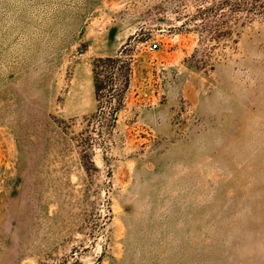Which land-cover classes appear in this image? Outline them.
I'll return each instance as SVG.
<instances>
[{"label":"rangeland","instance_id":"obj_1","mask_svg":"<svg viewBox=\"0 0 264 264\" xmlns=\"http://www.w3.org/2000/svg\"><path fill=\"white\" fill-rule=\"evenodd\" d=\"M199 5L0 0V264H264V14Z\"/></svg>","mask_w":264,"mask_h":264},{"label":"trees","instance_id":"obj_2","mask_svg":"<svg viewBox=\"0 0 264 264\" xmlns=\"http://www.w3.org/2000/svg\"><path fill=\"white\" fill-rule=\"evenodd\" d=\"M198 14L206 22L201 31L203 38L214 43H220L233 34L230 21L236 12L242 11L245 20L250 21L259 14H264V0H197ZM225 13V14H222ZM228 17L226 21L216 20L219 17ZM110 61V60H109ZM113 68V67H112ZM112 70V69H111ZM101 83L96 85L97 92L101 91Z\"/></svg>","mask_w":264,"mask_h":264},{"label":"built area","instance_id":"obj_3","mask_svg":"<svg viewBox=\"0 0 264 264\" xmlns=\"http://www.w3.org/2000/svg\"><path fill=\"white\" fill-rule=\"evenodd\" d=\"M158 46H159L158 43L154 42L151 44L150 49L154 51V50L158 49Z\"/></svg>","mask_w":264,"mask_h":264}]
</instances>
